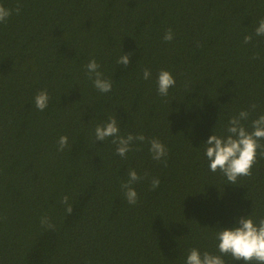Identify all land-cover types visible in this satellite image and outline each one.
Here are the masks:
<instances>
[{
    "label": "trees",
    "instance_id": "1",
    "mask_svg": "<svg viewBox=\"0 0 264 264\" xmlns=\"http://www.w3.org/2000/svg\"><path fill=\"white\" fill-rule=\"evenodd\" d=\"M0 5L12 10L0 23V264H186L193 248L222 255L217 233L238 218H264L260 150L252 175L234 185L210 171L205 155L207 139L226 137L232 117L247 111L241 125L251 132L264 115V36L255 34L264 0ZM122 55L128 66L117 63ZM92 59L110 92L89 78ZM161 70L176 81L166 97L157 91ZM42 90L49 103L40 111L34 98ZM110 118L121 136H145L126 157L113 138H95ZM61 136L68 137L63 151ZM152 139L167 150L162 161L152 158ZM130 170L141 177L132 184L134 205L121 188Z\"/></svg>",
    "mask_w": 264,
    "mask_h": 264
},
{
    "label": "clouds",
    "instance_id": "2",
    "mask_svg": "<svg viewBox=\"0 0 264 264\" xmlns=\"http://www.w3.org/2000/svg\"><path fill=\"white\" fill-rule=\"evenodd\" d=\"M19 14L20 7L15 9ZM12 15V10L0 5V23H6L7 19ZM257 36H264V19H261L259 26L255 29ZM173 39V33L171 29H168L164 35L165 41H171ZM252 40L251 35L244 37L245 43H250ZM118 64L128 66L130 64V56L122 55L118 61ZM99 64L95 59H92L87 65V74L89 78L93 75L94 87L102 93L110 92L112 89V83L108 79L102 78V73L98 71ZM151 73L148 69L143 72V78L148 79ZM175 79L173 75L167 70H161L157 78V91L159 95L166 97L169 93V89L175 86ZM35 107L43 111L48 107L49 95L46 90H42L35 95L34 98ZM256 105H252L255 109ZM249 113L247 111H241L238 117H232L229 121V127L227 128L228 135L226 137L217 136L212 134L205 142L207 147L205 149V155L209 161V169L212 172L219 170L226 176L229 184H235L237 178L240 176H251L252 167L256 163L258 149L260 155L264 156V145H261L259 141L264 139V115L259 116L258 119L252 122L253 131L248 132L245 127L241 125V120H246ZM120 127L116 118H110L109 122L104 125H98L95 128L96 140L105 141L106 138H113L112 143L116 144V153L121 157H126L127 153L131 150V144L134 140L144 141L145 136L140 134L133 136L128 134L127 137H123L120 134ZM150 152L152 158L156 161H162L167 155L165 146L157 139H152L150 142ZM68 144V137L61 136L58 140L59 151H63ZM166 165V161H163ZM141 179L135 170L129 171V180L126 183H122L121 188L124 190V194L129 204H136L138 194L132 187L134 182ZM160 184L158 178H154L151 182V187L154 190ZM68 197L64 196L62 203L67 205L66 212L71 214L72 206L68 203ZM42 224L47 225L48 228H53L54 225L48 222L47 218H43ZM238 226L232 228H223L217 233L218 250L224 254H230L236 261H244V264H264V218L259 220L257 224L250 215L238 218ZM222 255H213L209 252L200 253L198 249H191L186 264H225Z\"/></svg>",
    "mask_w": 264,
    "mask_h": 264
}]
</instances>
